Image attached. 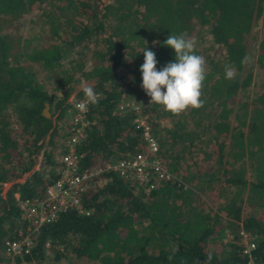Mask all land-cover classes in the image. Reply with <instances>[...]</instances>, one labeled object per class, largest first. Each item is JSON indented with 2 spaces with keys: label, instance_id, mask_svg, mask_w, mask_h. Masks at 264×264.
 <instances>
[{
  "label": "trees",
  "instance_id": "16d2710c",
  "mask_svg": "<svg viewBox=\"0 0 264 264\" xmlns=\"http://www.w3.org/2000/svg\"><path fill=\"white\" fill-rule=\"evenodd\" d=\"M28 14L45 40L32 47L35 36L3 32L22 27ZM256 27L261 83L250 91L246 48ZM181 33L196 40V54L206 61L204 105L173 116L150 105L139 69L146 48L157 70L174 61L163 45ZM227 64L236 68L232 80L225 79ZM83 81H92L98 102L89 105L93 123L76 149L80 168L141 151L138 113L146 115L160 157L175 147L171 160L204 151L212 164L186 177L161 157L172 178L146 193L114 172L96 175L80 195L90 212L66 210L41 225L22 259L44 264L51 251L53 261L96 264H244L243 230L254 236L252 253L264 262V0H0V188L39 160L0 194V260L3 242L25 226L17 200L40 197L55 177L63 139L56 123ZM44 102L56 112L53 122L41 115ZM120 103L139 112L118 109ZM211 187L216 201L208 209L200 194ZM243 206L256 212L242 214Z\"/></svg>",
  "mask_w": 264,
  "mask_h": 264
},
{
  "label": "built area",
  "instance_id": "2783aa9c",
  "mask_svg": "<svg viewBox=\"0 0 264 264\" xmlns=\"http://www.w3.org/2000/svg\"><path fill=\"white\" fill-rule=\"evenodd\" d=\"M83 99L84 95L69 103L67 109L69 121L62 139L54 179L45 186L40 197L17 200L19 219L25 226L23 229L18 228L13 238L3 242V259L0 260V264H28V261L22 258L30 252L33 234L41 225L55 221L60 213L72 209L77 213L88 214L90 210H84L80 205V195L88 179L110 171L124 179H132L136 188L146 193L159 182L172 178L159 155L157 140L149 131L146 115L139 113L133 121L141 130V151L106 161L101 166L80 168L76 149L83 142L87 128L93 123L88 118L90 104L85 113H80L74 106ZM128 105L139 112L137 106L133 104L120 103L117 107L123 109ZM239 235L243 245L244 264H264L252 253L255 249L254 236L243 230L239 231ZM229 238L230 234L226 231L224 241Z\"/></svg>",
  "mask_w": 264,
  "mask_h": 264
},
{
  "label": "clouds",
  "instance_id": "9594fccd",
  "mask_svg": "<svg viewBox=\"0 0 264 264\" xmlns=\"http://www.w3.org/2000/svg\"><path fill=\"white\" fill-rule=\"evenodd\" d=\"M163 46L174 51L175 59L160 70L156 68L155 53L147 48L142 52L144 59L139 69L142 74L141 88L150 97V105H159L173 116H179L190 109H200L204 105L202 95L206 61L203 56L196 54V40L188 37L186 33L169 34ZM224 74L225 79H234L235 66L225 65ZM80 90L84 99L76 102L74 106L80 113H85L89 104L98 102V96L90 82H83ZM74 99L75 95L71 94L68 102L71 103Z\"/></svg>",
  "mask_w": 264,
  "mask_h": 264
},
{
  "label": "rangeland",
  "instance_id": "374dc122",
  "mask_svg": "<svg viewBox=\"0 0 264 264\" xmlns=\"http://www.w3.org/2000/svg\"><path fill=\"white\" fill-rule=\"evenodd\" d=\"M21 25L22 27L20 28H6L4 29L5 31L3 32H11V34H15L18 35L20 37H30V36H35L34 38H37L36 41H34L33 43H31V46H35V45H39L41 43H43L45 40L42 39V37H38L39 35V28H38V20L35 19V15H30L28 14L27 16H24L22 21H21ZM196 35V33L194 34ZM260 36V30L259 27H256L253 32L248 36L247 38V48H246V55L248 58V66L246 64L245 66V71H249L252 73V76L250 78V85H249V90L253 91L255 90L259 85H260V81H261V76H259L258 74H256L255 71V67H254V55H255V51H256V43L257 40ZM217 54L219 57L222 56L223 54V50L218 47L216 48ZM244 76V75H242ZM85 82V81H83ZM82 82V83H83ZM92 83V81H87ZM82 83H79L75 86H73L72 91L70 92L69 96L71 94H76L79 90H80V85ZM68 96V97H69ZM83 96V94H82ZM81 97V96H80ZM67 102H68V98H67ZM70 103V102H68ZM70 105V104H69ZM68 105V107H69ZM68 107L65 109V112L62 116V118L60 120H58V122L56 123L57 128L55 130L56 133H58V135H62V138L65 135V128L66 125L69 121V112L67 111ZM48 113H49V119L53 122L55 120L56 117V112L53 111L52 109L49 108L48 106ZM47 139V137L44 139V141ZM175 147L173 148L172 151H169L166 153V156L164 154L161 153V157L162 159L165 161L166 165H168V167H172L174 169V172L176 174H185L186 173V177L188 175V172L193 170L194 167H199L203 170L207 169L206 166H211L212 162L211 160H208L206 158H204V151H194L192 152V150H190V152H188L186 150L185 154H180V158H177L176 160H171L169 157L174 156L175 154ZM35 164H39V160L36 158L35 160ZM38 168V166H37ZM32 170H35V165H33ZM31 171L26 172L22 177L17 178L13 181H9L6 182L2 185V187L0 188V194L4 195L6 189L9 187V185L13 182H21ZM184 171V173H183ZM249 174V173H248ZM189 179V177H188ZM195 182V181H193ZM216 186V183H214ZM209 189V190H208ZM200 194L202 200H205V207H207L209 209V207H213L214 202L216 201V191H213L214 187L208 188ZM243 210H242V214H246L249 212H256L254 208H252L253 211H251L250 209H248L247 207L243 206ZM223 224V223H222ZM61 248V247H60ZM48 256V259L44 262V264H96L94 262H84L82 260H76V259H71L70 262L67 261V259H61L59 261H53L51 260V251H48L47 253H45ZM72 258V257H69Z\"/></svg>",
  "mask_w": 264,
  "mask_h": 264
},
{
  "label": "water",
  "instance_id": "95a60500",
  "mask_svg": "<svg viewBox=\"0 0 264 264\" xmlns=\"http://www.w3.org/2000/svg\"><path fill=\"white\" fill-rule=\"evenodd\" d=\"M48 103L47 102H44V104H43V108H42V110H41V115L43 116V117H45V118H49V113H48Z\"/></svg>",
  "mask_w": 264,
  "mask_h": 264
},
{
  "label": "crops",
  "instance_id": "0c3cea01",
  "mask_svg": "<svg viewBox=\"0 0 264 264\" xmlns=\"http://www.w3.org/2000/svg\"><path fill=\"white\" fill-rule=\"evenodd\" d=\"M37 166H38V165H37V164H35V169L37 168Z\"/></svg>",
  "mask_w": 264,
  "mask_h": 264
}]
</instances>
